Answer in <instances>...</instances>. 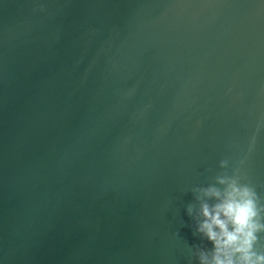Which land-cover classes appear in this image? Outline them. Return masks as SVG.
Returning a JSON list of instances; mask_svg holds the SVG:
<instances>
[{"label": "water", "instance_id": "obj_1", "mask_svg": "<svg viewBox=\"0 0 264 264\" xmlns=\"http://www.w3.org/2000/svg\"><path fill=\"white\" fill-rule=\"evenodd\" d=\"M221 178L264 224V0H0V264H201Z\"/></svg>", "mask_w": 264, "mask_h": 264}, {"label": "clouds", "instance_id": "obj_2", "mask_svg": "<svg viewBox=\"0 0 264 264\" xmlns=\"http://www.w3.org/2000/svg\"><path fill=\"white\" fill-rule=\"evenodd\" d=\"M223 191L205 189L203 195L216 200L201 203L197 232L212 244L211 258L201 256V264H264V254L253 250L256 233L264 230L254 193L234 180L221 178Z\"/></svg>", "mask_w": 264, "mask_h": 264}]
</instances>
